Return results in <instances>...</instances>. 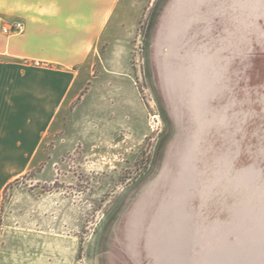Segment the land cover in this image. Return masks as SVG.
<instances>
[{
  "label": "rangeland",
  "instance_id": "obj_1",
  "mask_svg": "<svg viewBox=\"0 0 264 264\" xmlns=\"http://www.w3.org/2000/svg\"><path fill=\"white\" fill-rule=\"evenodd\" d=\"M110 1L4 190L0 264H264V0ZM202 61L197 115L185 84Z\"/></svg>",
  "mask_w": 264,
  "mask_h": 264
},
{
  "label": "crops",
  "instance_id": "obj_2",
  "mask_svg": "<svg viewBox=\"0 0 264 264\" xmlns=\"http://www.w3.org/2000/svg\"><path fill=\"white\" fill-rule=\"evenodd\" d=\"M108 0H0V200L35 163L112 15ZM22 21L21 33L5 23Z\"/></svg>",
  "mask_w": 264,
  "mask_h": 264
},
{
  "label": "bare ground",
  "instance_id": "obj_3",
  "mask_svg": "<svg viewBox=\"0 0 264 264\" xmlns=\"http://www.w3.org/2000/svg\"><path fill=\"white\" fill-rule=\"evenodd\" d=\"M186 6L190 7L191 3L186 2L183 5H181V7L179 9V13L177 14L178 17L181 18L186 13V11L189 10V8L188 7L186 8ZM181 24H179V25L174 24V29H176V30L180 29L181 28ZM199 60L201 61L200 58L197 61H199ZM202 64L205 66V63H203V61L200 64L195 63V65L193 66V69L191 68V70H193V71H187V73L189 75L188 76L189 78L186 75V79H187L188 82L190 81V83L187 82V84H185L186 85V89H188V93L187 94H189V96L192 97L191 102H190V99H189L188 102L191 103V106L194 108V110L196 111L195 113L197 115H198V110L197 109L199 107V103L198 102H199L200 95H202V93L206 89V87H205L206 83H205V80H204L205 77L203 75V70H202V69H204V67H203ZM177 74H179V73H177ZM180 74H181V71H180ZM189 143L193 144V138L189 139ZM184 163H185V160L183 159V164ZM175 181H176V185H174V190L176 188H178V190H180V188L183 186L182 185L183 181L182 180H177V179ZM151 237H150L151 239H149V242H150L149 245L153 246V244H154L153 243V241H154L153 240V235H151Z\"/></svg>",
  "mask_w": 264,
  "mask_h": 264
},
{
  "label": "built area",
  "instance_id": "obj_4",
  "mask_svg": "<svg viewBox=\"0 0 264 264\" xmlns=\"http://www.w3.org/2000/svg\"><path fill=\"white\" fill-rule=\"evenodd\" d=\"M23 30H24V23L22 21L6 23L2 26V31L8 35L21 33Z\"/></svg>",
  "mask_w": 264,
  "mask_h": 264
},
{
  "label": "trees",
  "instance_id": "obj_5",
  "mask_svg": "<svg viewBox=\"0 0 264 264\" xmlns=\"http://www.w3.org/2000/svg\"><path fill=\"white\" fill-rule=\"evenodd\" d=\"M156 6H154V8H155Z\"/></svg>",
  "mask_w": 264,
  "mask_h": 264
}]
</instances>
